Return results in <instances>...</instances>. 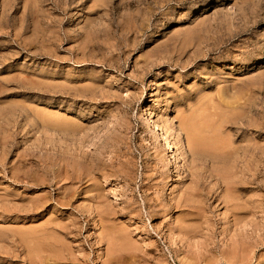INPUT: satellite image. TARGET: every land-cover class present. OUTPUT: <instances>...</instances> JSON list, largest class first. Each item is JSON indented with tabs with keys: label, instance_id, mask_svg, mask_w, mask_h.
I'll return each instance as SVG.
<instances>
[{
	"label": "rangeland",
	"instance_id": "rangeland-1",
	"mask_svg": "<svg viewBox=\"0 0 264 264\" xmlns=\"http://www.w3.org/2000/svg\"><path fill=\"white\" fill-rule=\"evenodd\" d=\"M189 122L220 159L191 167ZM26 263L264 264V0H0V264Z\"/></svg>",
	"mask_w": 264,
	"mask_h": 264
},
{
	"label": "bare ground",
	"instance_id": "bare-ground-1",
	"mask_svg": "<svg viewBox=\"0 0 264 264\" xmlns=\"http://www.w3.org/2000/svg\"><path fill=\"white\" fill-rule=\"evenodd\" d=\"M208 102H209V100H208ZM206 104V103H205ZM149 108V107H148ZM147 108V109H148ZM193 108V107H192ZM202 108V107H201ZM200 108V109H201ZM207 108H208V106H207ZM198 109V108H197ZM205 109V108H204ZM232 109V108H231ZM202 111V110H201ZM220 111V110H219ZM229 111V110H228ZM144 112V111H143ZM195 112V111H194ZM225 112V111H224ZM206 113V112H205ZM145 114V113H144ZM203 114V113H202ZM207 114H208V112H207ZM207 114H206V116H207ZM222 114V113H221ZM183 116V115H182ZM201 116H205V115H201ZM186 118H188V117H190V116H185ZM185 117H183L184 119H185ZM210 117V116H209ZM221 117H222V115H221ZM183 118L181 119V120H183ZM192 118V120L194 119L193 117H191ZM200 118H202V117H200ZM200 118H199V120L197 119H195L196 121H199V123H198V126H199V124H200ZM206 118H208V117H205V118H203L204 120L206 119ZM212 118V117H211ZM220 119H222V118H220ZM192 120H191V122H192ZM214 119H211V120H209V121H213ZM226 120V119H225ZM185 121H187V120H185ZM207 121H208V119L206 120V123H207ZM182 122H184V121H182ZM191 122H189V124H181L180 125V128H178L179 130H180V133L178 134V135H181V134H183L184 135V137H185V139H186V147H187V151H188V154H189V156H191L192 157V159H191V163L190 162H188L189 164H191V167H193L194 165H197V164H203V163H205V161H206V159H207V156L210 154V156H209V158L210 159H212L213 158V160H217V158H219V153H209L210 152V150H211V152H212V147L214 146L213 144H211L210 146H211V148H208V144L210 143V140H212V139H210V137L209 138H204L202 135H201V132H200V129L201 128H199L196 124L194 125V124H191ZM195 122V121H194ZM201 122H203L202 120H201ZM215 122V121H214ZM217 123V122H216ZM201 125V124H200ZM214 125V124H213ZM219 125V124H218ZM220 125H221V123H220ZM207 126V125H206ZM206 126H203V127H205L206 128ZM211 126V125H210ZM159 127H161V126H159L158 124H155L154 125V127H153V131L154 132H156L157 134H159V136H160V141H162L163 143H164V148L166 149V153L165 154H168V156L171 158V160H176V157H175V155L173 154V146H171V144H170V142H169V135H167V134H164V133H159L160 131V129H159ZM201 127H202V125H201ZM211 127H213V126H211ZM207 128H210L209 127V125L207 126ZM206 128V129H207ZM211 129V128H210ZM209 129V130H210ZM162 130V129H161ZM203 130H205V129H203ZM208 129H207V131H209ZM213 130V129H212ZM209 132H211V131H209ZM216 132H218V131H216ZM167 133V132H166ZM202 133H206L207 134V132H202ZM218 134V133H217ZM205 135V134H204ZM209 135H212V134H209ZM219 135V134H218ZM228 135V134H227ZM221 136V135H220ZM219 136V137H220ZM206 137H208L207 135H206ZM214 138H217V136L215 135V137ZM210 139V140H209ZM220 139H221V137H220ZM219 139V141H221ZM214 140H216V139H214ZM218 141V140H217ZM212 142V141H211ZM215 143H217L216 141H214ZM218 144H219V142H218ZM215 145L214 147H218L219 145ZM220 145H222V143L220 144ZM213 147V148H214ZM228 147H229V145H228ZM227 148V147H226ZM219 149V148H218ZM220 150H221V147H220ZM213 151H215V149L213 150ZM223 151V150H222ZM221 152V151H220ZM209 153V154H208ZM222 153H224V152H222ZM232 154V153H231ZM224 155V154H223ZM225 156V155H224ZM234 156V155H233ZM261 156V155H260ZM222 157V156H221ZM220 157V158H221ZM228 157V156H227ZM230 157V156H229ZM219 158V159H220ZM224 158V157H223ZM226 158V157H225ZM170 160V159H169ZM220 161V160H219ZM218 161V162H219ZM222 161V160H221ZM170 162V161H169ZM216 162V161H215ZM188 165V164H187ZM204 165V164H203ZM212 166V165H211ZM190 167V166H189ZM237 167V166H236ZM249 167V166H248ZM203 168V167H202ZM202 168L200 167V168H197L196 167V169L197 170H199V169H201L202 170ZM194 169L195 168H193V171H189L188 170V172H190L189 174L187 173V176H184V177H182V178H185L186 180L187 179H189L190 180V183H191V180L192 181H195V185H196V187L195 188H197V186L198 185H203V182L200 180V175H201V178L203 179V175L200 173V175H198L199 176V178L197 177V175H196V173H194ZM195 169V170H196ZM185 170H187L186 168H185ZM192 170V169H191ZM196 170V171H197ZM215 170V169H214ZM195 171V172H196ZM200 171V170H199ZM213 171V170H212ZM184 172V171H183ZM207 172V171H206ZM216 172H220V169L218 170L217 169V171ZM224 172V171H223ZM198 173V172H197ZM228 173V172H227ZM249 174V173H248ZM74 175V174H73ZM217 175V174H216ZM218 176L220 177V175H217V178H218ZM63 178V177H62ZM87 178V177H86ZM223 178V177H222ZM224 179V178H223ZM220 179L218 178V181H219ZM234 180V179H233ZM250 180V179H249ZM232 181V180H231ZM244 181V180H243ZM221 182V181H220ZM227 182H228V180H227ZM223 183V182H222ZM235 183V182H234ZM192 184H193V182H192ZM206 184V183H205ZM227 184H229V183H227ZM218 185H219V183H218ZM225 185V184H224ZM251 185V184H250ZM228 186V185H227ZM227 186H224V188L225 187H227ZM80 187V186H79ZM203 188H205L204 187V185L202 186ZM234 187V186H233ZM191 189H194V187L193 188H191ZM190 189V190H191ZM198 189V188H197ZM196 189V190H197ZM240 189H242V188H240ZM195 190V191H196ZM227 190H229V189H227ZM226 190V191H227ZM234 190V189H233ZM245 191H247V190H249L248 188L247 189H244ZM194 191V192H195ZM200 191V190H199ZM202 191H204V190H202ZM201 191V192H202ZM230 191V190H229ZM190 192H193L192 190L191 191H189V193ZM193 192V193H194ZM228 192V191H227ZM233 192V191H232ZM185 194V193H184ZM184 194H182V195H184ZM195 194H197V193H195ZM200 194V193H199ZM199 194L197 195L198 197H200L199 196ZM203 194V193H202ZM228 194V193H227ZM233 194V193H232ZM186 195H188L187 193L184 195V196H182V197H185ZM190 196H195L196 197V195H190ZM205 196V195H204ZM207 197V196H206ZM214 197V196H213ZM223 197V196H222ZM225 197H226V195H225ZM229 197V196H228ZM232 197V196H231ZM179 198V197H178ZM181 198V197H180ZM179 198V199H180ZM186 198H189V197H186ZM208 198V197H207ZM211 198V197H210ZM182 199V198H181ZM198 199V198H197ZM195 200L196 201V203H197V201L198 200ZM199 199H202V198H199ZM206 199V198H205ZM213 199H217L216 201H218V198L215 196ZM230 199V198H229ZM248 199V198H247ZM178 200V199H177ZM176 200V201H177ZM191 200H193V199H191ZM203 200V199H202ZM210 200V199H209ZM223 201V203H228V204H231V201L229 202V200L227 199V198H225V199H222ZM231 200V199H230ZM234 200V199H233ZM176 201L174 202V203H176ZM212 201V200H211ZM194 202V201H193ZM191 203V201H189L188 199H182V200H180L178 203H177V206L176 207H183V208H186L187 209V211L188 212H190V213H193L192 211H194V212H196V211H199L200 212V210H197V209H199V208H197L196 209V207L199 205V203H201V200L199 201V203H197L198 205H195L194 203ZM204 203V202H203ZM219 203H221V202H219ZM223 203H221V204H223ZM236 203H238V202H236ZM256 203V202H255ZM258 203V202H257ZM239 204V203H238ZM58 205V204H57ZM202 205H205V204H202ZM226 205V207H227V204H225ZM244 205V204H243ZM171 206V205H170ZM208 206V205H207ZM207 206H205V207H207ZM247 206V205H246ZM172 207V206H171ZM219 207V206H218ZM238 206H236V208H237ZM248 207H249V205H248ZM252 207H253V205H252ZM260 207V206H259ZM168 208V207H167ZM231 208H232V210L233 209H236L235 208V205H231ZM246 208V207H245ZM204 209H206V208H204ZM184 210V209H183ZM246 210V209H245ZM98 211V210H97ZM250 211V210H249ZM204 212V211H203ZM203 212H202V214H203ZM201 213V212H200ZM200 213L198 214V216L200 215ZM207 213V212H206ZM231 213H232V211H231ZM234 213V212H233ZM232 213V214H233ZM238 213V212H237ZM246 214H247V211L245 212ZM250 213V212H249ZM247 214V216H249L250 214ZM198 216H195V217H197L198 218ZM202 215H200V217H201ZM203 216H204V214H203ZM232 216H234V217H236V215H235V213H234V215H232ZM251 216V215H250ZM199 217V218H200ZM204 218H206L205 216H204ZM237 218V217H236ZM236 218H233V219H236ZM189 219V218H188ZM204 220V219H203ZM202 220V221H203ZM250 220V219H249ZM198 223H200V222H198ZM204 226V225H203ZM246 227V226H245ZM206 231V230H205ZM207 233V232H206ZM235 236V235H234ZM235 245V244H234ZM230 246V245H229ZM237 249V248H236ZM237 251V250H236ZM241 253V252H240ZM223 254V253H222ZM231 256V255H230ZM27 258V257H26ZM228 258V257H227ZM35 261V260H34ZM27 264V263H26ZM245 264V263H244Z\"/></svg>",
	"mask_w": 264,
	"mask_h": 264
}]
</instances>
